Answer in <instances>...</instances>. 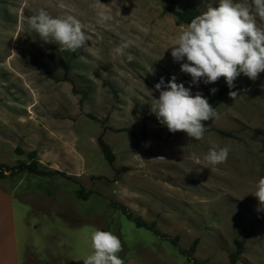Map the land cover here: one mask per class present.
<instances>
[{
	"label": "rangeland",
	"instance_id": "1",
	"mask_svg": "<svg viewBox=\"0 0 264 264\" xmlns=\"http://www.w3.org/2000/svg\"><path fill=\"white\" fill-rule=\"evenodd\" d=\"M187 6L201 14L218 0H0V165L35 163L40 172L0 180L13 195L23 264H83L96 229L119 237L123 261L191 264L185 254L197 238L190 256L198 264H229L236 241V264H264V208L252 195L264 176V73L241 74L233 89L223 77L191 85L169 49L186 26L174 12ZM40 8L77 16L90 41L76 52L42 41L27 25ZM98 11L114 20L97 23ZM124 39L133 44L116 55ZM172 76L193 95L222 91L203 140L170 133L150 111L155 85ZM214 145L228 146V159L206 165Z\"/></svg>",
	"mask_w": 264,
	"mask_h": 264
},
{
	"label": "clouds",
	"instance_id": "2",
	"mask_svg": "<svg viewBox=\"0 0 264 264\" xmlns=\"http://www.w3.org/2000/svg\"><path fill=\"white\" fill-rule=\"evenodd\" d=\"M258 19L264 21V0H218V6H208L182 26L169 48L171 57L180 63V71L191 77V85L197 87L201 81L206 85L215 84L223 77L228 88L233 89L241 74L255 81L264 73V27L258 25ZM113 20L106 11L97 12V23ZM27 25L42 41L57 44L61 52H76L91 39L84 31L85 25L73 14L54 17L40 8L27 18ZM132 44L131 39H124L114 53L123 56ZM127 59L132 61L134 57L129 54ZM155 90L159 96L152 95L150 111L170 133L183 132L191 140L200 141L207 131L204 122L219 118L202 92L193 95L191 86L177 83L175 76L167 84L161 78ZM217 91L211 89L212 94ZM228 95L235 100L238 93L229 91ZM229 152L228 146L214 145L203 161L211 166L223 164ZM191 159L197 164L201 162L196 153L191 154ZM252 195L264 208V176L258 179ZM90 245L92 252L83 259V264H124L118 255L123 251L122 242L111 231L94 230Z\"/></svg>",
	"mask_w": 264,
	"mask_h": 264
},
{
	"label": "trees",
	"instance_id": "3",
	"mask_svg": "<svg viewBox=\"0 0 264 264\" xmlns=\"http://www.w3.org/2000/svg\"><path fill=\"white\" fill-rule=\"evenodd\" d=\"M199 11L193 7V6H187L185 7L182 11H176L174 12V15L176 16V23L177 24H185L187 25L190 23L191 19H193L196 15H199ZM59 66L63 69L64 75H66L68 71V66L63 64L61 60H58ZM222 99V91L218 92L215 96H210L208 99V102L214 109L218 107ZM220 135L222 136H229V134L222 132V131H217ZM97 145L105 159V161L111 165L114 162V154L111 151V148L109 145L102 139L101 136L97 138ZM28 171L30 173L34 174H40L39 170L36 168L35 163L24 165V164H19L16 167H7L4 165H0V180L5 178L4 172H9L11 175H13L15 172H21V171ZM126 217L135 224L137 228H141L143 225L140 224V222L136 218H132L129 213H126ZM158 235V234H155ZM198 243V239H194L189 247L188 253L185 254L186 259L189 263L191 264H198L195 260H193L190 256L191 253L194 252L196 246ZM236 248L235 250L229 254L228 256V261L229 264H236L237 258L241 253V246L242 243L236 241L235 242ZM183 254V253H182Z\"/></svg>",
	"mask_w": 264,
	"mask_h": 264
},
{
	"label": "crops",
	"instance_id": "4",
	"mask_svg": "<svg viewBox=\"0 0 264 264\" xmlns=\"http://www.w3.org/2000/svg\"><path fill=\"white\" fill-rule=\"evenodd\" d=\"M17 218L9 187L0 184V264H23L19 258ZM124 264H141L129 258Z\"/></svg>",
	"mask_w": 264,
	"mask_h": 264
}]
</instances>
